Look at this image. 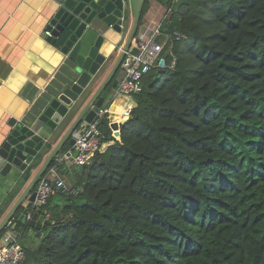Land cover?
I'll return each instance as SVG.
<instances>
[{
  "label": "trees",
  "instance_id": "1",
  "mask_svg": "<svg viewBox=\"0 0 264 264\" xmlns=\"http://www.w3.org/2000/svg\"><path fill=\"white\" fill-rule=\"evenodd\" d=\"M166 3L176 67L144 78L118 139L100 126L113 144L50 199L24 264H264V0Z\"/></svg>",
  "mask_w": 264,
  "mask_h": 264
},
{
  "label": "water",
  "instance_id": "2",
  "mask_svg": "<svg viewBox=\"0 0 264 264\" xmlns=\"http://www.w3.org/2000/svg\"><path fill=\"white\" fill-rule=\"evenodd\" d=\"M49 5L52 8L47 28L52 33L49 41L58 39L61 53L75 67L69 82L53 96L31 126L11 119L8 128L0 131V187L15 186L27 172L34 174L1 221L0 235L25 203H28L26 214H21L19 220L24 226L40 231L51 224L45 214L33 213L37 197L34 188L65 144L75 145L74 133L80 126L106 124L102 110L107 109L114 99V79L132 39L135 43L140 42L141 0H49ZM125 36L126 43L117 55L118 43L114 40ZM110 127L119 137V123ZM56 139L60 141L51 149L52 141ZM30 213L33 214L32 220L28 222ZM17 226L18 221L13 230Z\"/></svg>",
  "mask_w": 264,
  "mask_h": 264
},
{
  "label": "crops",
  "instance_id": "3",
  "mask_svg": "<svg viewBox=\"0 0 264 264\" xmlns=\"http://www.w3.org/2000/svg\"><path fill=\"white\" fill-rule=\"evenodd\" d=\"M143 2L144 0H141V5ZM152 2L140 25L138 36L148 27L162 25L169 17L167 0ZM51 15L49 0H0V131L8 128L11 119L31 126L53 96L57 95L72 77L75 65L61 53L58 39L50 42L49 36L46 35ZM132 23L133 16L129 21V31ZM126 40L127 36L119 38L118 41L114 40L118 43L117 55ZM158 40L162 42V38ZM139 43H135L133 38L130 50L134 51V47L139 49ZM123 78L124 72L120 80ZM120 80L113 86L114 99L109 105L112 110L111 124L123 122L126 112L134 105L133 99L116 96L115 89ZM59 141L60 139L52 141L50 148L53 149ZM112 144L113 142H109L107 145L110 147ZM73 146L67 142L61 153L73 149ZM61 166L54 177L64 181L69 188L79 190L81 172L78 169L82 170V167ZM33 175L30 174V178ZM20 183L0 187V191H3L0 201V223L28 184ZM10 193H16V197L8 203ZM54 199L57 200L58 197ZM27 205L28 203H25L19 214L13 218L14 223L20 220L21 214H26ZM54 205L53 201L52 206ZM14 231L20 241L18 226Z\"/></svg>",
  "mask_w": 264,
  "mask_h": 264
},
{
  "label": "built area",
  "instance_id": "4",
  "mask_svg": "<svg viewBox=\"0 0 264 264\" xmlns=\"http://www.w3.org/2000/svg\"><path fill=\"white\" fill-rule=\"evenodd\" d=\"M175 3L179 0H168ZM166 18L164 22L167 20ZM163 22V23H164ZM163 25V24H162ZM162 25L146 28L140 33V43L138 52L128 50L121 64L124 72V78L116 86V96H122L133 99L135 95L143 91L144 78L156 69L170 68L174 69L177 59L172 56L170 62L166 60L163 53L167 45H172L175 40L183 39L180 33H168L163 31ZM46 35L51 37L50 31ZM162 38V42L158 39ZM123 50V47L119 49ZM129 111V110H128ZM126 112V114L128 113ZM112 110L109 108L102 110V116L106 117V122L111 125ZM118 122V121H117ZM113 137L116 136V130L111 129ZM75 145L73 149L63 152L56 164L45 172L40 178L36 188V201L33 204V213H43L49 218L45 211L50 199L59 193L77 194L76 189L69 188L64 181L55 178L57 169L61 165H73L75 167H84L89 165L96 155L104 153L108 149V143L104 140V133L98 124L82 125L74 133ZM32 213L27 215V221L32 220ZM13 221L9 222L0 238V264H24L26 254L23 246L19 241V236L13 230Z\"/></svg>",
  "mask_w": 264,
  "mask_h": 264
},
{
  "label": "rangeland",
  "instance_id": "5",
  "mask_svg": "<svg viewBox=\"0 0 264 264\" xmlns=\"http://www.w3.org/2000/svg\"><path fill=\"white\" fill-rule=\"evenodd\" d=\"M158 41H160V40H158ZM134 52H138V48L134 47ZM164 57L169 61L170 54L166 53V54H164ZM122 73H123V71H122V69H120L119 72L116 75L115 80H117V81L120 80ZM61 154H59L56 158L59 159L61 157ZM61 167L64 168V167H66V165H62ZM78 170H79V172H81L80 169H78ZM31 179H32V177L30 178V180H28L26 182L29 183L31 181ZM2 195H3V191H0V201H1V198H2L1 196ZM44 230L45 229L40 230L41 231V233H40V231H37L35 229H28V230H26V234L23 235V236H21V232L18 231L19 234H20V241L23 242L24 244H30L32 242H37L38 243L41 240V236L45 233Z\"/></svg>",
  "mask_w": 264,
  "mask_h": 264
},
{
  "label": "flooded vegetation",
  "instance_id": "6",
  "mask_svg": "<svg viewBox=\"0 0 264 264\" xmlns=\"http://www.w3.org/2000/svg\"><path fill=\"white\" fill-rule=\"evenodd\" d=\"M116 83H117V80H115L114 79V83H113V85H112V89H113V86H115L116 85ZM113 91V90H112ZM36 173V172H35ZM39 182V181H38ZM37 185H38V183H37ZM35 188H37V186L35 187ZM34 188V192H36V189Z\"/></svg>",
  "mask_w": 264,
  "mask_h": 264
}]
</instances>
